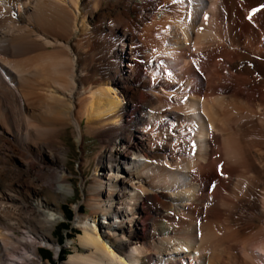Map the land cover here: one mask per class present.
<instances>
[{"label":"bare ground","instance_id":"1","mask_svg":"<svg viewBox=\"0 0 264 264\" xmlns=\"http://www.w3.org/2000/svg\"><path fill=\"white\" fill-rule=\"evenodd\" d=\"M70 126L102 145L57 264H264V0H0V264L60 249Z\"/></svg>","mask_w":264,"mask_h":264},{"label":"rangeland","instance_id":"2","mask_svg":"<svg viewBox=\"0 0 264 264\" xmlns=\"http://www.w3.org/2000/svg\"><path fill=\"white\" fill-rule=\"evenodd\" d=\"M211 108L212 109L210 111L213 113L218 111V105L216 103H213ZM230 111L234 112V109H230ZM216 122L218 123V120H216ZM73 131L76 132L74 126H70L66 129L63 135L64 144L69 148L65 165L68 170L72 171V174L69 175V180L74 187V191L63 200H60L61 210L63 211L64 217H61L59 222L53 228V236L57 239L60 249L56 251L50 246L44 244L39 245L38 257H36L34 260L40 264L44 261H50L53 264H57L58 262L65 260L70 253L75 251H83V248L78 243L68 242V239L77 238V234L82 232V230L76 227V224L74 223V219L76 218V210L74 209V205H79V213L81 216H91L93 213L92 206L84 200V197L90 195L91 192L89 191V187L95 182L93 176L97 162L95 156L102 143L100 138L95 134H86L83 147L81 148L75 140ZM184 135V140H189V142L182 144L184 140L176 141L178 143L177 144L175 142L177 152L181 149H184V147H191L190 138L187 137L185 132ZM161 139L166 141L164 135L161 136ZM257 140L258 137L248 135V142L251 150L253 152L256 151L257 153L260 152L264 154V139L261 138L259 142ZM84 157L86 160L84 161V164H81ZM103 181L107 182L108 185L110 184V182L104 178ZM107 184L105 185V193L111 189ZM102 198H104V196H102ZM128 207H130V205H128ZM102 217L99 218V221H105L106 223L102 224V227L100 228L101 233L109 234L116 238L122 237V234L118 229H113L112 226H110V223H114L116 225L117 219L109 216L107 218Z\"/></svg>","mask_w":264,"mask_h":264}]
</instances>
